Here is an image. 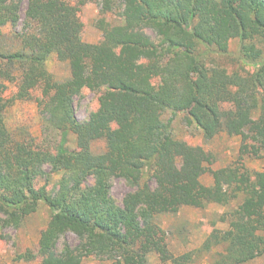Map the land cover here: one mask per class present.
<instances>
[{
  "label": "trees",
  "instance_id": "obj_1",
  "mask_svg": "<svg viewBox=\"0 0 264 264\" xmlns=\"http://www.w3.org/2000/svg\"><path fill=\"white\" fill-rule=\"evenodd\" d=\"M93 1L103 16V37L96 44L82 39L84 24L77 17L79 5ZM20 22L21 49L0 51L3 228L18 229L43 202L52 217L39 241L41 264H80L93 255L115 264H149L152 254L162 264H194L193 252L170 250L157 216L186 206H225L241 197L222 217L229 228L215 229L203 248L224 247L215 264H246L264 255V172L244 164L211 169L214 155L176 138L171 122L163 120L166 111L184 114L206 140L221 133L238 136L242 154H260L264 0H0V39L6 25L16 29ZM232 40L239 42L236 56ZM52 55L68 64V79L49 72ZM230 59L237 61L236 70L228 67ZM242 66L250 71L241 73ZM8 83L15 87L11 98L5 96ZM84 89L107 94L82 121L75 98ZM36 93L44 130L56 135L18 139L6 124V111ZM70 133L74 149L66 147ZM99 140L107 148L96 154L92 145ZM59 173L57 187L48 189ZM206 173L213 176L211 186L202 182ZM115 178L132 189L121 204L112 195ZM41 179L46 185L38 186ZM68 234L79 240L75 250Z\"/></svg>",
  "mask_w": 264,
  "mask_h": 264
},
{
  "label": "rangeland",
  "instance_id": "obj_2",
  "mask_svg": "<svg viewBox=\"0 0 264 264\" xmlns=\"http://www.w3.org/2000/svg\"><path fill=\"white\" fill-rule=\"evenodd\" d=\"M76 2L78 0H71ZM77 17L84 24L82 39L85 42L96 44L102 40L103 33L98 27V20L103 16L100 14V6L96 2H87L79 5ZM106 17V16H104ZM107 19L113 23H120L114 16L108 15ZM24 29V23L20 22L15 29L11 24L4 27V36L0 39V51H14L21 49V42L18 34ZM150 34H152L150 32ZM154 36V35H152ZM230 50L233 56H236L239 50V42L232 40L230 42ZM233 63H232V62ZM238 63L234 59H230L228 67L236 70ZM47 68L54 77L60 81L66 80L70 76V69L67 63L60 62L55 55H52L47 61ZM250 71L246 66H242L241 73ZM8 89L5 92L7 98L13 97L15 87L7 84ZM106 90L101 92H93L84 89L80 95L75 98V112L77 117L85 121L90 114L96 111L102 104ZM36 93L31 99L17 100L10 106L5 114V120L8 128L18 139L52 138L56 134H46L44 130V112L39 105ZM165 122H171L172 130L175 137L188 142L194 146H202L210 151L215 162L210 166L213 170L225 167L241 166L244 164L251 172H264V149L259 155L242 154V139L238 136H229L221 133L212 140H206L203 133L191 124L184 114L173 116L170 111L163 114ZM253 138V137H251ZM250 144L258 143L249 139ZM77 146L76 137L69 134L66 147L74 149ZM106 141L99 140L93 143L92 149L96 154L106 151ZM62 174H55L49 181L48 189L52 190L57 187ZM93 179L90 183H93ZM202 182L211 186L214 183L213 176L206 173L202 177ZM46 180L38 181V186L46 185ZM113 198L121 204L126 194L132 189L122 178H115L112 181ZM241 201V197L235 199L229 205H220L211 203L203 209L193 207H183L176 214H160L157 216V222L166 231L170 250L174 254H182L193 252L194 264H215L219 253L223 252L224 247H214L210 251H206L203 245L208 236L215 230H227L229 228L228 221H222V217L236 208ZM52 217L49 207L41 202L38 210L24 219L18 229L13 227L3 228L0 225V264H41L42 258L38 255L39 241L42 232L48 227ZM1 218V215H0ZM62 239L59 245V251L64 247ZM68 243L72 250H75L79 244L78 238L73 234H68ZM35 254V258L31 260L18 259L19 254L25 253ZM116 260L107 257L85 256L81 259L80 264H115ZM149 264H162L159 258L152 254L149 257ZM246 264H264V255Z\"/></svg>",
  "mask_w": 264,
  "mask_h": 264
}]
</instances>
